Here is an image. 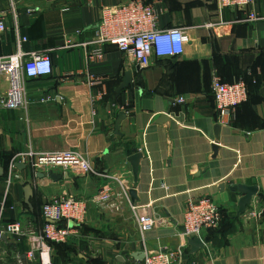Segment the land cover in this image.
<instances>
[{
    "label": "crops",
    "instance_id": "1",
    "mask_svg": "<svg viewBox=\"0 0 264 264\" xmlns=\"http://www.w3.org/2000/svg\"><path fill=\"white\" fill-rule=\"evenodd\" d=\"M126 1L0 0L6 27L0 56L16 52V24L28 39L23 51L50 50L53 68L48 78L26 83V110L0 109V219L39 230L41 206L67 194L89 201L80 242H66L80 252L74 261L68 257V264H138L141 254L176 249L183 252L180 264H264V0L255 1L261 20L253 23L241 22V12L218 9L214 0H152L158 28H182L189 42L180 56L154 57L150 67L138 71L114 47H106L94 62L81 46L63 48L67 41L77 45L94 36L100 6ZM128 71L132 85L118 94ZM89 75L101 85L90 86ZM214 75L248 84L247 102L230 125H219L218 138L210 91ZM45 97L51 100L40 103ZM121 112L125 118L115 134ZM161 115L166 116L162 124ZM212 145L218 147L215 158ZM28 150H75L96 174L62 176L53 168L38 178L25 167L14 170L22 180L9 181L10 160ZM134 153L142 155L136 178L127 161ZM121 182L129 194L136 191L135 201L130 196L136 217L130 211L110 215L90 202L100 187L116 190ZM23 183L34 190L32 209L24 203ZM237 185L257 188L239 216L241 195L230 191ZM189 196L211 197L222 213L221 230L204 233V248L194 254L181 232ZM251 210L260 216L248 219ZM143 217L153 225L142 232L138 219ZM28 249L26 237L0 239V264H22Z\"/></svg>",
    "mask_w": 264,
    "mask_h": 264
},
{
    "label": "built area",
    "instance_id": "2",
    "mask_svg": "<svg viewBox=\"0 0 264 264\" xmlns=\"http://www.w3.org/2000/svg\"><path fill=\"white\" fill-rule=\"evenodd\" d=\"M218 9H230L241 12L243 23H253L261 20L254 10L256 0H214ZM29 12V11H28ZM14 17H16L13 12ZM206 27L212 26L207 23ZM16 29V52L12 55L0 56V79L3 77L4 86L1 91L0 80V109L26 110L29 101L26 83L48 78L52 75L51 51L41 49L24 52L22 45L28 42L27 37L20 36ZM6 30L4 21L0 18V35ZM189 38L182 28H158V12L152 0H128L111 6L99 7V18L95 34L89 40L72 44L67 41L63 48L81 46L88 50L91 62L102 59L106 47H114L122 53L129 65L139 69L150 67L152 59L176 58L183 53ZM92 87L101 85V80L89 75ZM212 94L216 120L220 126H228L232 122L236 109L248 99L247 87L244 81L226 83L214 75L211 79ZM100 96L96 95V98ZM49 97L41 98L40 103L50 101ZM183 103V98L177 99ZM16 164H22L37 175L53 168H59L62 176L69 172L82 175H95L92 164L75 150H61L52 153H38L28 150L16 154L9 162L8 179L22 180L14 174ZM106 178V177H105ZM117 189L109 185L100 187L91 198V203L110 215H124L127 211L136 217L137 207L130 200L129 188L124 183H117ZM87 200L77 199L67 194L52 198L41 206V217L45 224L35 230L31 226L25 227L20 222H3L0 219V239L2 237H26L29 249L26 253L27 261L33 264L37 253H48V242L66 243L72 239H79V227L85 224L88 213ZM260 216L257 210L248 212V219ZM222 222V214L209 196H189L183 211L182 235L185 239L198 237L201 239L209 230H216ZM140 231H146L153 225L148 217L138 219ZM183 252L181 249L160 250L144 254L138 264H180ZM42 260V259H41ZM43 264V262H42ZM48 264V262L46 263Z\"/></svg>",
    "mask_w": 264,
    "mask_h": 264
},
{
    "label": "water",
    "instance_id": "3",
    "mask_svg": "<svg viewBox=\"0 0 264 264\" xmlns=\"http://www.w3.org/2000/svg\"><path fill=\"white\" fill-rule=\"evenodd\" d=\"M136 70L138 71L139 68L137 67ZM131 85H132V72L128 71L124 74L122 82L117 89V93L120 94V92L122 90L128 88ZM124 118H125L124 113L121 112L118 114L117 119H116L115 124H114L115 134H118L119 125ZM165 120H166V116L161 115L158 119V123L162 124L165 122ZM214 130H215V137L218 138L220 126L217 124L215 126ZM217 151H218L217 145H212L213 158L216 157ZM141 159H142V155L140 153H134L133 155L129 156L127 159L128 163L130 164V166L132 168V173H133L135 178L137 177L138 164H139ZM16 168L18 170H22L25 168V166L22 164H16ZM2 173H3V169L0 167V176L2 175ZM49 175L51 176L52 179H54L56 181L61 179V176H59V175H56V176L51 175V174H49ZM36 177L43 178L44 174H37ZM221 188H223V187H221ZM230 191L234 192V193H239L241 195V198L238 201V211H237V216H239V215H242L244 213L246 207L250 204L252 197L254 195H256L257 188L254 186L237 185V186L231 187ZM23 195H24L25 205L29 209H32L31 199L34 196V190H33L31 185H29L27 183H23ZM130 196L132 198V201H135L136 191L134 189H132L130 191ZM183 231H184V229H183V227H181V232L183 233ZM2 239L6 240V237H2ZM186 241H187V244L190 248V254H194L199 249L204 248V242L198 237L187 238ZM140 256L142 258H144V254H141ZM20 259L22 261V264H31L30 262L26 261V256L24 254L21 255Z\"/></svg>",
    "mask_w": 264,
    "mask_h": 264
},
{
    "label": "rangeland",
    "instance_id": "4",
    "mask_svg": "<svg viewBox=\"0 0 264 264\" xmlns=\"http://www.w3.org/2000/svg\"><path fill=\"white\" fill-rule=\"evenodd\" d=\"M69 241H75L76 245L80 242L78 241V239H72ZM65 244L66 243H60L59 245L51 246V248L50 246L47 245L49 247V251L48 253L44 252L43 254L46 253L48 255V264H50L53 261V259L58 260L60 263H62L63 261L67 262V264L69 262L68 257H71L73 259L72 261L77 259L76 256H78L80 252L78 250H73V247L75 248L76 245L73 244L74 246L72 245L71 247H68V245L67 244L65 245ZM41 259L42 257L40 256V252H38L37 260H35L33 264H42L43 261Z\"/></svg>",
    "mask_w": 264,
    "mask_h": 264
},
{
    "label": "trees",
    "instance_id": "5",
    "mask_svg": "<svg viewBox=\"0 0 264 264\" xmlns=\"http://www.w3.org/2000/svg\"><path fill=\"white\" fill-rule=\"evenodd\" d=\"M223 82H226V81H224V80H222ZM237 81H240V80H237ZM237 81H234V82H237ZM243 81V80H242ZM234 82H226V83H234ZM245 82V81H244ZM246 84V87H247V92H248V84L247 83H245ZM247 102V101H246ZM245 102V103H246ZM244 104V103H243ZM243 104H241V105H243ZM240 105V106H241ZM33 199V198H32ZM31 199V200H32ZM221 212V211H220ZM222 214V213H221ZM36 219H37V221L39 222V224H41V227L45 224V221L43 220V218L41 217V212L39 213L38 212V216L36 217ZM2 220V219H1ZM3 221V220H2ZM11 222H15V221H11ZM221 224H222V222H221ZM221 226V225H220ZM220 228V227H219ZM217 229V230H221V229ZM214 231H216V230H209V231H206V235L207 234H211V233H213ZM207 239H209V237L207 236ZM3 240V239H2ZM48 244V246H50V248H51V246H55V245H59V244H57V243H52V242H48L47 243ZM68 247H70L69 245H68ZM58 258V257H57ZM52 264H67V262H62V263H60L58 260H56V259H53V261H52Z\"/></svg>",
    "mask_w": 264,
    "mask_h": 264
},
{
    "label": "bare ground",
    "instance_id": "6",
    "mask_svg": "<svg viewBox=\"0 0 264 264\" xmlns=\"http://www.w3.org/2000/svg\"><path fill=\"white\" fill-rule=\"evenodd\" d=\"M42 257H43V261L44 262H47L48 261V255L46 253L43 254Z\"/></svg>",
    "mask_w": 264,
    "mask_h": 264
}]
</instances>
